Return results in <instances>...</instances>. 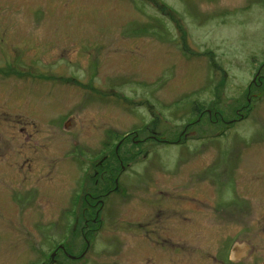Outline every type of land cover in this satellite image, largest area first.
I'll list each match as a JSON object with an SVG mask.
<instances>
[{
    "label": "rangeland",
    "instance_id": "rangeland-1",
    "mask_svg": "<svg viewBox=\"0 0 264 264\" xmlns=\"http://www.w3.org/2000/svg\"><path fill=\"white\" fill-rule=\"evenodd\" d=\"M17 72L44 77L54 123L70 116V133L15 109L10 101L21 100L16 91L28 82ZM255 77L264 79V0H0V264L36 262L61 239L85 167L68 154L95 156L108 131L115 142L127 136L125 167L154 152L156 173L125 171L131 191L147 190L155 174L150 190L187 180L182 190L204 185L216 195L212 209L252 211L240 176L264 194V87L249 91ZM22 127L34 140L46 130L38 148L25 143ZM182 136L184 148L160 145ZM118 157L110 152L105 165ZM86 192L103 193L92 177Z\"/></svg>",
    "mask_w": 264,
    "mask_h": 264
},
{
    "label": "flooded vegetation",
    "instance_id": "flooded-vegetation-1",
    "mask_svg": "<svg viewBox=\"0 0 264 264\" xmlns=\"http://www.w3.org/2000/svg\"><path fill=\"white\" fill-rule=\"evenodd\" d=\"M36 65L38 66V62ZM17 73L20 78L25 76L28 82L16 91L20 93L21 100L10 101L15 103V109L24 107L26 113H32L37 122L45 125L43 127L46 130H65V133H70V116L58 119L59 123L56 125L54 123L56 109H52V100H45L48 87L43 83L44 77L39 74L38 78H34L23 72ZM56 74L58 73L54 75ZM256 77L252 80L249 91L254 85L264 87V79ZM71 81L75 83L76 79ZM29 82L36 84L33 93L26 90ZM251 102L249 98L248 104ZM7 103V100L2 101V105ZM250 108L249 116L252 111ZM18 130L25 135L27 129L22 127ZM46 130H40L35 140L32 135H25V143H33L38 148L40 141L46 136ZM132 133L137 134V131ZM114 134L116 133L111 131L106 133L101 150L95 156L89 152L85 156H76L73 154L74 149L70 150L68 159L79 164L82 162L85 167L81 171L78 189L71 199V208L64 213L68 222L62 228L63 233L59 232L61 239L53 240L48 252L43 251L37 256L38 261L31 264H264V203L257 207V212H253L254 202H264L259 198L263 193L250 190L247 177L240 176V181L247 185L248 190L243 196L247 202L253 203L252 211L232 209V212L226 213L217 210L221 209L220 206L212 209L211 204L216 201V195L207 192L204 185L193 190H182L187 180L178 184L175 190H150L152 183L160 177L155 174L148 182L147 190L139 188L131 191L124 181L125 171L128 169L135 174L137 171L143 174L150 167V173H156L155 164L149 157L152 152L147 149L143 160L137 158L133 160V165L128 162L125 167L120 151L125 147L123 140L127 136L115 142ZM188 140L189 137L184 136L177 142L162 141L160 145L164 148H184L189 145ZM157 143L155 141L154 144ZM27 151L29 149L20 151L19 155L28 156ZM110 152L119 155L117 165H105ZM18 162L17 160L16 163ZM119 164L122 170L117 168ZM186 167L188 166L183 168V172L175 175L177 179H184L185 175L182 174ZM91 177L95 179L96 188L103 192L99 196L86 192L88 179ZM168 179L176 178L170 176ZM111 184H114L113 189H110ZM149 186L151 187L148 188ZM117 195L119 201L116 204L111 199ZM89 198L92 201L81 213L80 204ZM132 199L135 202L127 201ZM125 201L131 206L121 205ZM206 204L210 207H204ZM81 214L85 222L79 227Z\"/></svg>",
    "mask_w": 264,
    "mask_h": 264
}]
</instances>
